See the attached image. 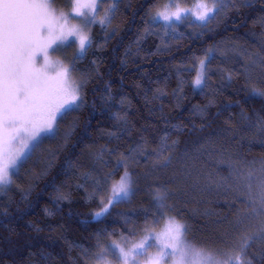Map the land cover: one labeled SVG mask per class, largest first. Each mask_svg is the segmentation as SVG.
I'll return each instance as SVG.
<instances>
[{
  "label": "trees",
  "instance_id": "16d2710c",
  "mask_svg": "<svg viewBox=\"0 0 264 264\" xmlns=\"http://www.w3.org/2000/svg\"><path fill=\"white\" fill-rule=\"evenodd\" d=\"M165 1H99L106 23L70 61L83 102L0 194V264H94L101 248L160 227L157 189L194 247L234 254L251 235L246 259L264 264L259 218L241 202L264 165V96L253 93L264 91V0H220L206 22L171 27L154 19ZM125 170L132 194L96 218Z\"/></svg>",
  "mask_w": 264,
  "mask_h": 264
},
{
  "label": "snow or ice",
  "instance_id": "6c2138e0",
  "mask_svg": "<svg viewBox=\"0 0 264 264\" xmlns=\"http://www.w3.org/2000/svg\"><path fill=\"white\" fill-rule=\"evenodd\" d=\"M54 0H0V187L11 182V174L30 156L42 135L54 134L60 120L77 110L83 102V83H74L71 74L73 66L58 69L50 59L49 49L62 50L78 45V52L84 53L90 44L87 34L91 25L99 19L98 0H71V11L57 15ZM217 0L211 8L198 3L194 8H181L175 3V10L165 6L154 19L159 18L171 24L191 14L198 21L206 22L220 8ZM77 23L72 20L77 19ZM38 57L40 59H38ZM80 56H74L73 64ZM206 64L199 61L194 85L202 86ZM253 93L264 96V91L253 89ZM19 145V147H17ZM256 196H252L255 173H249L247 201L249 218H259L261 228L257 233L264 239V165L259 169ZM132 194L131 177L127 170L119 182L113 185L107 203L94 216L99 218L108 208ZM158 211L154 222L165 220L164 229L149 232L142 241L129 250L113 242L108 248H101L97 259L103 261L107 255H115L123 264H129V257L135 261L147 256L146 264H252L246 259L248 241L253 237H241L239 251H225V259H214L210 254L194 247L187 239V227L175 216L165 217L163 209L167 193L157 189L154 197ZM103 204V199L101 200ZM244 223L243 220L240 221ZM156 247V255H148Z\"/></svg>",
  "mask_w": 264,
  "mask_h": 264
},
{
  "label": "rangeland",
  "instance_id": "374dc122",
  "mask_svg": "<svg viewBox=\"0 0 264 264\" xmlns=\"http://www.w3.org/2000/svg\"><path fill=\"white\" fill-rule=\"evenodd\" d=\"M99 1L100 0H98V3H99ZM67 3H68L67 0H54L53 7L55 8L57 15H59V13L61 11L65 12V13H69L71 11V7L69 9H66V8L63 7ZM175 3H179L181 8H194L195 5L198 4V3L206 4L209 8H211L213 6V4H214V3H211V2H207L206 0H195L191 4L185 3V0H166L162 4V6L155 12V16H156V13L158 11H165L166 10V8H165L166 5L170 6V10L174 11L175 10V7H174ZM99 17H103L104 20H105V23H106V13L103 12ZM186 18H190V19H193L195 21H198L190 13L187 14L183 20H185ZM157 19L164 26H167V27L174 26V25H176L178 23H181V21H183V20H181V21H173L171 24H169L168 22H165L162 19H159V18H157ZM77 21H78V18L72 20V23H77ZM199 22H201V21H199ZM105 23L102 25L99 22V19L96 20V24H98L99 28L103 27L105 25ZM55 48H56V46H54V49H49V54H50L51 61L53 62V64L56 66L57 69L60 66H70V61H71L72 57L74 55H80V53L78 52V45H74L73 47H68V48L62 49V50H55ZM38 59H40V58L38 57ZM198 68H199V61L195 65L196 73H197ZM196 73H195V78H196ZM195 78H194V81H195ZM204 79H205V76H204ZM72 81L74 83H77L73 79H72ZM194 81H193V85H194ZM202 86H203V84H202ZM202 86L196 87L194 85V87L196 89H201ZM49 135H51V134L42 135L41 138H40V141L44 137L49 136ZM17 147H19V145H17ZM15 171L16 170H14L12 172V174ZM12 174H11V176H12ZM258 181H259V179H256V181H254L252 183V193H254V194H256V192H257L256 185H257ZM7 185H5L3 187H0V194L4 193L6 191V188H7L6 186ZM181 223H183V222H181ZM164 226H165V220L162 222V224L160 225V227L157 230L144 232L136 240H124V241H121V242L118 241V242H115V243L119 244L121 247H123L127 251V250L133 248L135 245L139 244L142 241V239L144 238V236L147 235L149 232L159 233V232H161L164 229ZM112 245H113V243H111L109 247H111ZM157 251H158V249L156 247H152V248L149 249L148 255H156ZM211 256L214 259H225L226 258L224 255L217 256L215 254H211ZM147 258H148L147 256L138 257L135 261H132L131 257H129V264H146ZM94 264H123V262L121 260L117 259V257L115 255H107L103 261H100V260L97 259L94 262ZM166 264H172V262L169 260V261L166 262Z\"/></svg>",
  "mask_w": 264,
  "mask_h": 264
}]
</instances>
